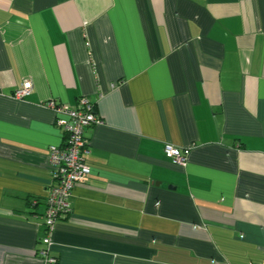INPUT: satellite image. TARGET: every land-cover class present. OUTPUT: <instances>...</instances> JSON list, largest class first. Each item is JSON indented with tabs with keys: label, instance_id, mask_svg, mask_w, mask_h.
I'll return each mask as SVG.
<instances>
[{
	"label": "crops",
	"instance_id": "1",
	"mask_svg": "<svg viewBox=\"0 0 264 264\" xmlns=\"http://www.w3.org/2000/svg\"><path fill=\"white\" fill-rule=\"evenodd\" d=\"M80 98L102 123L54 264H264V0H0V264H48L46 104Z\"/></svg>",
	"mask_w": 264,
	"mask_h": 264
},
{
	"label": "built area",
	"instance_id": "2",
	"mask_svg": "<svg viewBox=\"0 0 264 264\" xmlns=\"http://www.w3.org/2000/svg\"><path fill=\"white\" fill-rule=\"evenodd\" d=\"M31 89L32 83L25 82L13 98L22 100L30 94ZM46 108L53 112L55 124L64 135L62 145L48 148V167L53 185L48 192L43 215L44 247L38 252L45 263L54 264L56 260L49 256V252L55 225L70 213L71 191L78 185L86 184L90 177V169L86 164L89 140L85 130L102 122L95 113L94 105L86 98H80L74 108L53 101L48 102ZM189 153L190 149L170 145L164 148L165 157L182 167L186 165Z\"/></svg>",
	"mask_w": 264,
	"mask_h": 264
}]
</instances>
